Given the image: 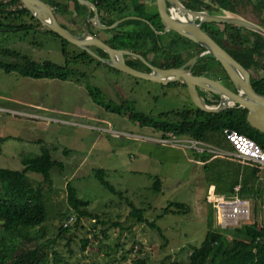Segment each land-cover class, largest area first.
Listing matches in <instances>:
<instances>
[{"label":"rangeland","instance_id":"obj_1","mask_svg":"<svg viewBox=\"0 0 264 264\" xmlns=\"http://www.w3.org/2000/svg\"><path fill=\"white\" fill-rule=\"evenodd\" d=\"M242 1L237 5L238 9L241 6L244 16L259 22L257 14L260 11L264 16L263 10L251 1ZM216 2L218 0L214 4ZM226 6L219 1L217 7L222 12L229 9ZM42 29L36 33L42 42L32 46L33 55L63 62L60 38ZM98 29L95 31L102 33V29ZM15 40L11 46L21 51L30 49L29 41L25 44ZM90 47L95 51L100 48ZM68 49L73 53L79 51L74 44ZM76 66L85 70L87 77L76 80L34 78L0 68V166L21 169L20 157L39 153L44 145L53 158L63 163V169L58 166L50 169L53 190L48 204L52 213L47 225L52 221L56 223L58 209L68 205V180L77 194L88 200V208L104 219L101 223L95 222V218L81 217L77 227L73 228L69 245H63L65 238L58 242L63 255L74 264H134L133 260L140 257L147 260L146 264H151L158 263L165 255L180 257L182 246L199 244L209 226L202 153L176 142L158 141L161 130L156 132L152 126L137 125L124 113L104 108L89 95L88 86H98L109 95L111 90L119 89L121 94L127 93V98L137 101L138 108H149L154 113L180 107V99L165 86L167 93L161 94V85L149 79L113 70L108 74L105 65L96 64V61L77 62ZM261 72L257 70L258 74ZM112 75L118 76L117 85L111 81L109 76ZM128 93H131L130 97ZM99 167L105 169V177L116 192L95 176V169ZM28 176L34 184L42 179L37 172L28 171ZM155 176L161 179L157 191L152 187ZM126 199L141 207L145 218L155 219L162 233L130 214L131 206ZM171 200L187 203L189 210H169L159 215ZM257 214L251 211L250 218L260 220ZM115 221L117 223H113ZM213 224L218 227L214 211ZM233 227L218 228L229 230ZM85 236L88 240L82 248L80 238ZM107 244L114 250L110 255L106 253L109 248L104 247ZM123 253L125 257H121Z\"/></svg>","mask_w":264,"mask_h":264},{"label":"trees","instance_id":"obj_2","mask_svg":"<svg viewBox=\"0 0 264 264\" xmlns=\"http://www.w3.org/2000/svg\"><path fill=\"white\" fill-rule=\"evenodd\" d=\"M48 1L55 9L61 6L67 7L69 1L74 2L79 12L86 9V6L77 0ZM214 1L216 0H209V2L200 0L199 4L210 9L214 8ZM219 1L223 6L229 4L226 7L234 11L239 10L237 5L239 6L243 2L242 0ZM247 1H251L259 10L262 9L264 12V0ZM111 2V0H99L98 9L105 8ZM218 2L215 6H218ZM260 18L264 22V16L260 15ZM42 28L60 38L61 51L64 55L63 62L33 55L32 46L42 42L36 37V33L42 31ZM250 32L254 38L250 44H246L249 38L239 34V27L224 23L221 27L222 36L216 37V39L219 43L222 42V38H225L230 43L239 44L234 50H231L230 43L225 46L246 68L262 70L260 77L252 76V83L257 91L264 94V39L259 38L260 33L252 30ZM150 33L152 36L154 35L152 29ZM30 36L31 38H29ZM15 39H19L25 44L26 41H29L30 49L21 51L20 48L11 46V43L15 44L13 43L16 41ZM69 45L73 44L44 26L20 0H0V68L4 71H16L22 76L34 78H71L76 80L87 77L85 70L76 66V63L92 61H96V64L102 63L114 71H119L75 44L79 51L69 52ZM114 45L120 46V43L115 42ZM199 47L201 46L199 45ZM96 49V52L101 56L105 54L103 49ZM210 56L214 58L211 54ZM88 93L94 101L106 109L122 112L137 118L141 124H148L154 129L161 130L160 136L162 137L166 136L167 132H171L176 136L187 135L209 141L220 147L229 146L223 133V128L226 127L250 136L264 148V133L248 123L245 117L246 108L238 104L218 112L195 108V110L187 111H161L155 115L145 110L119 108L114 102L107 99L106 94L98 86L89 85ZM20 160L23 164L21 169L0 166V264H74L63 255L61 248L58 247V242L65 238L66 241L63 245H69L74 235L73 228L77 227L81 217L95 218V222L101 223L104 222V219H101L98 213L92 212L88 208V200L79 196L76 188L68 180L66 182L68 205L58 209L56 223L52 221L51 225H47L46 222L52 213L48 204L50 191L53 190L50 169L53 166L63 169V163L53 158L45 145L39 153L23 155ZM201 160L206 185L205 192L207 189L213 188L220 193L230 194L234 191L233 185L241 180L239 194L251 199L253 214H257L261 210L258 199L259 189L256 187L255 171L257 168L250 161L241 163L230 156L211 157L208 153L201 154ZM28 171L40 173L42 179L34 184L28 176ZM105 174L106 171L102 167L95 169V176L98 180L116 192L113 185L106 179ZM152 187L156 191L159 190L161 187L160 177L155 176ZM126 200L131 206L130 214L162 233V229L157 225L155 219L148 220L143 216L141 207L136 206L131 200ZM47 206H49V212ZM212 209L208 206L209 226L199 244L183 245L179 255L181 258H169L170 255H165L158 263L151 264H264V222H259L257 218L251 217L233 225L235 227L229 230H224L215 227L214 224L212 225ZM169 210L180 212L189 209L187 203L171 200L163 207L159 215ZM52 228L56 231L49 234L50 231L54 230ZM100 230L102 234H106L104 229ZM94 236H96V232H94ZM87 240L86 236L80 238L82 248L86 246ZM107 245L104 247L109 248L106 253L110 255L114 250L109 244ZM136 250L139 252L140 248H136ZM125 256L126 254L123 253L121 257ZM112 258L116 259V257ZM133 263L146 264L148 262L140 257L134 259ZM99 264H107V262Z\"/></svg>","mask_w":264,"mask_h":264},{"label":"flooded vegetation","instance_id":"obj_3","mask_svg":"<svg viewBox=\"0 0 264 264\" xmlns=\"http://www.w3.org/2000/svg\"><path fill=\"white\" fill-rule=\"evenodd\" d=\"M91 1L96 5L98 18L101 23L105 25H111L117 19H120V21H118L116 25L111 27L109 26L97 27L92 20V16L94 13L92 8L88 9L86 7L84 11L79 12L74 2L69 1L68 2L69 5L67 7L61 6L59 8L56 7L55 9L54 6L49 1L48 2L53 6V11L58 21L62 25L69 28L72 32L76 34H81L84 31H89L93 34H96L97 36L102 38L106 43H108L113 47H120L129 50L130 53L124 55V60L128 65L136 69L143 71H152L153 68L151 67V65L160 68L179 66L185 63L187 60H189L193 55H196L198 53L196 59L192 62L191 65L185 64L184 66L187 68L189 67L190 70L195 74L207 75L211 78L218 79L226 86H228L230 89L235 90L232 82L230 81L228 75L221 66L220 62L214 56L213 57L215 59L212 58L209 53L204 52V48L201 45H200L201 47H199V44L179 34L173 29L164 30V25L160 21V15L158 12V6L156 0H111L112 2L110 5L105 6V8L104 7L100 8V10L98 9L97 6L99 0H91ZM178 1L193 10H205L210 13H221L218 7L215 6V4H213L214 8L206 9L204 8L203 4H199L200 0H178ZM201 1L205 2L206 0H201ZM206 2H209V0H207ZM166 5H167L166 9L169 14L183 16V13L180 12L178 9H176L177 7H175L173 4H170L169 2L166 1ZM239 8L240 10H237L235 12L244 16L243 14L244 12L241 11V9L243 10V8L241 6ZM259 14L261 15L260 11L257 14L259 22L256 23H258L264 28V22L261 21ZM244 17L248 18L247 16ZM195 21L199 22V18L196 17ZM224 23L225 22L202 20L200 22V26L202 29L206 30L219 43L216 37L219 38L220 36H222L221 27L223 26ZM237 27H239V34L249 38L246 44H250L254 38V35L250 32L251 29L243 26H237ZM98 28L102 29L103 34L99 32L100 34H102V37L99 35V33L95 31ZM151 29L154 32L153 36L150 33ZM155 30L158 31L155 32ZM258 33L261 34L259 38H261V40L264 39V34L261 32ZM221 40L222 42L219 44L221 45L223 44L222 46L226 50H228L225 45L229 44L230 42L225 38H222ZM115 42L120 43V46H115L114 45ZM230 44H231L230 45L231 50H234V48L237 47V45H239L236 43H230ZM103 57H108V54L105 52ZM105 67L107 68L106 72L108 74L109 72H111V70H113L108 66ZM247 69H249L250 71L251 82H252V76L257 75L258 77H260L261 76L260 74H262V72L258 74L257 70H254L252 68H247ZM258 71H262V70L258 69ZM115 72L126 73L121 70ZM109 77L111 81L115 85H117L119 81V78H117L118 76L112 75ZM151 81H154L155 83H159L161 85V94L163 95L167 93L165 87L173 91L174 94L178 96V99H180V103L182 105L178 108L171 107L169 109L160 110L154 113L149 108H147V110L146 108L144 109H142L141 107L138 108L137 101L133 102L132 100L127 98L126 97L127 93L121 94L119 89L111 90L110 95L107 93L105 94L107 99L111 102H114L119 108L132 109V110L134 109L145 110L147 112H152L155 115H157L161 111H168V110L187 111V110H195V108H198L189 94L187 85L183 82L181 78L168 80L166 82H160L155 80H151ZM197 91L202 101L206 104L217 105L221 100V96L217 92H212L202 87H197ZM130 94L131 93H128L129 97ZM109 111L121 114L115 110H109ZM125 116L137 125L140 126L148 125V124H141L137 118H133L131 116H128L127 114H125ZM154 131L157 132L158 130L154 129Z\"/></svg>","mask_w":264,"mask_h":264},{"label":"water","instance_id":"obj_4","mask_svg":"<svg viewBox=\"0 0 264 264\" xmlns=\"http://www.w3.org/2000/svg\"><path fill=\"white\" fill-rule=\"evenodd\" d=\"M20 1L44 26L58 33L61 37L67 39L71 43L86 50L102 62L126 73L155 81L166 82L168 80L181 78L187 85L192 100L201 110L218 112L237 104L241 105L247 110L245 117L248 123L264 133V94L254 88L251 82L249 69L239 62L228 50H226L200 26L202 20L225 22L237 26H243L264 34V28L258 23L229 9H224L221 13H210L205 10L190 9L178 0H156L160 21L164 25V30H175L179 34L201 45L204 48V52L214 56L220 62L232 82L235 89L232 90L218 79L211 78L207 75L195 74L189 67L187 68L184 66L185 64L191 65L196 59L198 53L179 66L160 68L151 65L153 68L152 71L139 70L125 62L124 55L130 53L129 50L120 47H113L106 43L102 38L89 31L76 34L66 26L62 25L53 11V6L48 1ZM77 1L85 5L88 9H93L94 13L92 20L97 27H111L120 21V19H117L111 25H105L100 22L96 5L91 0ZM166 1L177 7L176 9L182 12L183 16L169 14L166 9ZM196 17L199 18V22L195 21ZM157 31L158 30H155V32ZM90 45L100 47L108 54V57L99 55L90 47ZM197 87H202L206 90L219 93L221 96L220 102L217 105L204 103L198 95Z\"/></svg>","mask_w":264,"mask_h":264},{"label":"built area","instance_id":"obj_5","mask_svg":"<svg viewBox=\"0 0 264 264\" xmlns=\"http://www.w3.org/2000/svg\"><path fill=\"white\" fill-rule=\"evenodd\" d=\"M2 108L0 107V110ZM223 133L231 145L230 149H224L211 142L194 138L191 136H176L173 133L166 136H160L158 141L176 142L183 147L195 148L200 153H208L210 156L231 155L241 161H250L257 166L256 174L259 177V195L261 199V216L264 222V148L250 136L238 132L234 129L223 128ZM241 183L233 186V192L230 194L220 193L210 188L205 192V200L208 206L213 208L215 214V223L218 227L233 226L240 221L250 218L252 204L249 198L241 196L239 190Z\"/></svg>","mask_w":264,"mask_h":264},{"label":"crops","instance_id":"obj_6","mask_svg":"<svg viewBox=\"0 0 264 264\" xmlns=\"http://www.w3.org/2000/svg\"><path fill=\"white\" fill-rule=\"evenodd\" d=\"M206 2V1H205ZM103 34V33H102ZM102 34H100L99 33V35L102 37ZM209 142V141H208ZM229 144V143H228ZM221 147H223L224 149H230L231 148V145L229 144V146H221ZM202 154H204V153H202ZM218 156H223V155H215V156H212L211 155V157H218ZM226 156H230V157H232L234 160H237V161H240L241 163H244V162H247V161H241V160H239L237 157H235V156H231V155H226ZM252 163V162H251ZM252 165L253 166H255L256 168H257V166L256 165H254L253 163H252ZM256 171H257V169H256ZM256 171H255V176H256V187L260 190V185H259V177H258V175L256 174ZM237 183H241V180H239ZM236 184V183H235ZM234 184V185H235ZM233 185V186H234ZM244 197H247V196H244ZM248 198V197H247ZM258 199H259V201H260V205H261V199H260V195L258 196ZM257 215H259V217L261 218L260 220H258L259 222H261L262 221V216H261V210H260V212H258V214ZM263 222V221H262Z\"/></svg>","mask_w":264,"mask_h":264}]
</instances>
